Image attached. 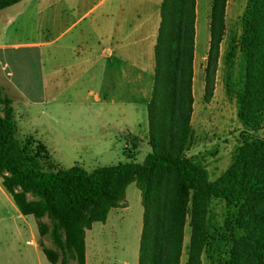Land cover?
Segmentation results:
<instances>
[{
  "label": "rangeland",
  "instance_id": "1",
  "mask_svg": "<svg viewBox=\"0 0 264 264\" xmlns=\"http://www.w3.org/2000/svg\"><path fill=\"white\" fill-rule=\"evenodd\" d=\"M213 1L196 0L192 62L193 100L185 137L177 134L172 145V135L169 131L170 110H167L166 117L169 122L165 123L166 127L161 125L156 116L154 120L149 118L156 79L155 45L158 32L154 49L148 44L160 21L161 0H143L142 9L133 15V24L138 23V30L129 40L135 65L141 62V57L145 60L147 53H151L154 61L146 103L134 95L132 104L127 103L121 107L107 106L95 120L86 112L72 109L69 119L59 113L62 118L59 124L47 114V107L51 108L53 105L51 97L47 95L44 103L37 106L17 105L19 113L16 114L15 111L14 115L16 137L22 143L30 138L32 153H35L39 143L46 146L48 152L40 159L46 169L57 171L79 165L91 171L101 165H115L125 161L142 162L146 154L153 151L151 138L154 131L155 143L195 161L208 171L210 180L220 176L234 162L240 147L246 141L264 138V121L252 128L246 126L239 115V91L245 75V59L241 49L242 16L248 0L225 1L223 37L216 56L210 58ZM18 7L20 9L21 6H11L0 14V38H3L2 30L6 27L2 24L4 13H18ZM21 19L18 16L14 22V26L18 27L17 33L12 30L14 26L11 25V32L6 33L7 40H12L15 34H21ZM18 38L23 40L25 36L19 35ZM10 54L15 62L23 65L20 69L23 81L18 80V84L30 98L42 100L44 97L38 50L21 48L10 51ZM169 88L173 87L170 85ZM157 94V109L162 115V95L160 92ZM76 95H85L82 87ZM161 128L166 131L165 137L162 136ZM173 177V174L162 171L155 175L153 181L161 182V187L157 194L151 197L153 203L159 200L163 207L169 191L173 188ZM147 181L149 180L145 177H139L127 185L122 198L110 208L106 221H96L86 230V264H138ZM262 185L264 188V182ZM0 186V264H52L39 245V241L43 239L48 247L55 249L51 238L49 235H40L33 215L18 214L14 201L3 188L1 180ZM202 201L206 208L208 236L200 255V264H234V260L237 264H255L250 209L264 216V199L257 201L242 198L236 204H227L222 198L208 195L202 197ZM192 217L193 204L190 201L184 225L180 264H188ZM32 237L36 239L37 244L29 242ZM74 263L73 260L69 262Z\"/></svg>",
  "mask_w": 264,
  "mask_h": 264
},
{
  "label": "trees",
  "instance_id": "2",
  "mask_svg": "<svg viewBox=\"0 0 264 264\" xmlns=\"http://www.w3.org/2000/svg\"><path fill=\"white\" fill-rule=\"evenodd\" d=\"M20 0H0V9ZM226 0H214L210 20L209 57H215L224 33ZM196 0H162L161 22L155 45V85L150 120L156 116L173 139L188 131L192 106V62L194 58ZM241 49L245 75L239 91V115L248 127L264 121V0H248L242 16ZM207 78V77H206ZM207 80V79H206ZM170 85L173 88H169ZM208 85V83H207ZM208 91V88H207ZM162 95V115L158 94ZM12 99L3 94L0 83V177L24 215H33L40 235H49L55 249L43 239L39 245L52 264H86V230L96 221H106L108 212L123 196L127 185L139 177L147 180L144 192L143 227L138 264H180L188 204L192 201V234L188 264H200L208 232L204 196L236 204L240 199H264V138L246 141L234 162L217 178L189 157L173 153L155 143L142 162L125 161L97 166L91 171L79 165L57 171L46 169L41 158L47 148L39 143L35 153L32 140L16 137ZM162 136L166 131L161 128ZM36 148V147H35ZM173 174L174 185L163 207L151 198L161 187L153 181L158 172ZM152 179V181H150ZM193 192V193H192ZM254 231L255 264H264V216L250 209ZM234 264L237 262L234 260Z\"/></svg>",
  "mask_w": 264,
  "mask_h": 264
},
{
  "label": "crops",
  "instance_id": "3",
  "mask_svg": "<svg viewBox=\"0 0 264 264\" xmlns=\"http://www.w3.org/2000/svg\"><path fill=\"white\" fill-rule=\"evenodd\" d=\"M11 6L21 7L18 13L3 15L2 24L6 27L0 38V83L4 94L12 99L16 114L17 105L37 106L44 103L47 95L53 102L51 108L47 107V114L59 124L62 121L59 113L69 119L72 109L86 112L95 120L107 106L132 104L134 95L146 103L154 61L151 53H147L146 59L141 57V62L135 65L129 41L138 30L133 15L142 9L143 0H37L36 3L20 0L0 9V14ZM18 16L22 18L21 34L7 40L6 33L11 32ZM160 21L149 38L148 45L153 49ZM12 30L17 33L18 27ZM19 35L25 38L20 40ZM21 48L38 50L42 100L30 98L18 84V80L23 81L20 71L23 65L13 60L10 51ZM81 87L85 95L78 97ZM0 180L2 184L1 177ZM17 230L20 231L19 226ZM29 242L37 244L33 237Z\"/></svg>",
  "mask_w": 264,
  "mask_h": 264
}]
</instances>
